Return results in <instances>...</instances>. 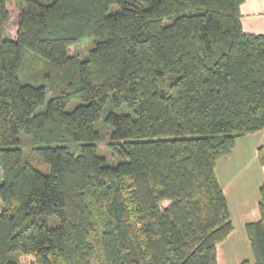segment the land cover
<instances>
[{"label":"trees","instance_id":"16d2710c","mask_svg":"<svg viewBox=\"0 0 264 264\" xmlns=\"http://www.w3.org/2000/svg\"><path fill=\"white\" fill-rule=\"evenodd\" d=\"M244 1L0 0V264H92L97 245L103 264H218L233 225L216 162L264 129Z\"/></svg>","mask_w":264,"mask_h":264},{"label":"crops","instance_id":"0c3cea01","mask_svg":"<svg viewBox=\"0 0 264 264\" xmlns=\"http://www.w3.org/2000/svg\"><path fill=\"white\" fill-rule=\"evenodd\" d=\"M240 15L245 33L264 35V0H245L240 6ZM214 171L233 225V231L225 241L235 238V233L247 238L245 226L260 219L259 188L264 183V129L238 138L232 153L220 158ZM244 242L248 248V238ZM220 245L217 246V263L231 264L220 257ZM245 260L250 264L255 263L252 250L232 264H241Z\"/></svg>","mask_w":264,"mask_h":264},{"label":"rangeland","instance_id":"374dc122","mask_svg":"<svg viewBox=\"0 0 264 264\" xmlns=\"http://www.w3.org/2000/svg\"><path fill=\"white\" fill-rule=\"evenodd\" d=\"M18 5H23L25 0H14ZM44 3H49L51 0H42ZM116 6H114L111 10V12L116 10ZM8 28V33H11V30L13 28V22L7 25ZM12 35V34H11ZM90 47V43L85 41L81 45L78 46H73L69 48L68 54L70 56H78L80 59H84L88 53ZM77 105V101H72L68 106L67 110L73 109ZM117 114H127L130 112L125 106L116 108L113 110ZM107 138V137H106ZM22 143L23 145H26V140L24 139L23 136H21ZM25 153H24V158L26 161L32 162L33 166L40 172L47 174L49 172V168L44 164V162L36 157L35 155L31 154L29 151L30 149L28 147L24 148ZM100 151L101 153L106 152V148L104 144L100 143ZM110 160H112V155L108 156ZM0 178H1V170H0ZM167 202H162L161 207L167 206ZM55 218H52L49 220L48 224L53 226L55 224ZM235 238L229 239L225 241L223 244L220 245L219 247V253L220 257L223 258V261L228 260L229 263L232 264V262L237 261L239 258H244V256L249 253H251L250 246L246 248L245 241H247V238L240 233H235L234 234ZM100 248L97 245L95 249V256L93 258L92 264H103L101 259L99 258L100 255Z\"/></svg>","mask_w":264,"mask_h":264}]
</instances>
